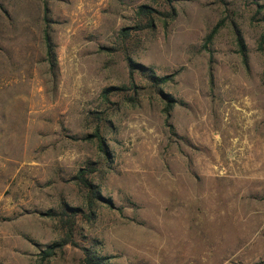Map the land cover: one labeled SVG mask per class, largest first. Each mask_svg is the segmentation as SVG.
I'll use <instances>...</instances> for the list:
<instances>
[{
  "label": "rangeland",
  "instance_id": "374dc122",
  "mask_svg": "<svg viewBox=\"0 0 264 264\" xmlns=\"http://www.w3.org/2000/svg\"><path fill=\"white\" fill-rule=\"evenodd\" d=\"M263 32L264 0H0V264H264Z\"/></svg>",
  "mask_w": 264,
  "mask_h": 264
},
{
  "label": "trees",
  "instance_id": "16d2710c",
  "mask_svg": "<svg viewBox=\"0 0 264 264\" xmlns=\"http://www.w3.org/2000/svg\"><path fill=\"white\" fill-rule=\"evenodd\" d=\"M166 1H167V4L170 5L172 0H166ZM153 13L163 14L165 12L157 11L153 7L145 5V4L139 5L136 10V15L139 18L150 17L152 16ZM166 15L169 16L170 19H172L175 16V10L173 8H170L169 11H166ZM216 30H217V26L208 35L207 40H209L212 37L213 33ZM263 43H264V32L261 34V37H260V48H262ZM239 47H240V52L242 54L243 59L246 60L244 46L241 42L239 43ZM128 60H129V65L132 71L133 68L137 67V65H135L131 61V59H128ZM139 68L145 69V67H142V66H139ZM174 74L175 73H171V74H167L161 77H158L152 74L150 75L149 79L152 81L154 85H156V84L165 83L171 80ZM165 97H166V105H165L164 111L166 114V118H168L172 110L173 100L168 95H166ZM95 136L98 137L99 143L101 144L102 140H101V136L99 135V133H96ZM93 171H94L93 169L81 168L76 175V180L88 190L86 196L89 199V206H91L93 198L98 196V191L95 189L92 183L87 179V174L92 173ZM82 213H84V211L83 209L79 207H68L67 210H63L59 214V220L65 230L64 236L58 242L53 243L52 245L48 246L45 251H43L44 257H49L51 255H54L55 248L57 247L60 248L67 244H71L73 242L72 236H73V228L75 225V220H76V217ZM83 250H84V256L82 258V264H109L106 257L97 255L94 251H91L88 248H84ZM255 264H261V263H255Z\"/></svg>",
  "mask_w": 264,
  "mask_h": 264
}]
</instances>
